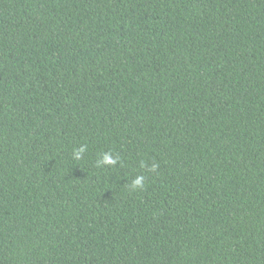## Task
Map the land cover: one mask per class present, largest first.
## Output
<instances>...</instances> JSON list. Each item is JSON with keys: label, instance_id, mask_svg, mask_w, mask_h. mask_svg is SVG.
<instances>
[{"label": "trees", "instance_id": "obj_1", "mask_svg": "<svg viewBox=\"0 0 264 264\" xmlns=\"http://www.w3.org/2000/svg\"><path fill=\"white\" fill-rule=\"evenodd\" d=\"M0 264H264V0H0Z\"/></svg>", "mask_w": 264, "mask_h": 264}, {"label": "clouds", "instance_id": "obj_2", "mask_svg": "<svg viewBox=\"0 0 264 264\" xmlns=\"http://www.w3.org/2000/svg\"><path fill=\"white\" fill-rule=\"evenodd\" d=\"M87 148L86 145H81L78 148H76L73 152L72 159L79 161L82 159L83 154L86 152ZM117 163V158L113 155L112 152H104L100 159L97 161V166H114ZM141 167H144V162L141 163ZM158 168V165L153 163L149 166V171H156ZM144 182H145V177L143 175H137L130 184V188L135 191L137 188L143 189L144 188Z\"/></svg>", "mask_w": 264, "mask_h": 264}]
</instances>
